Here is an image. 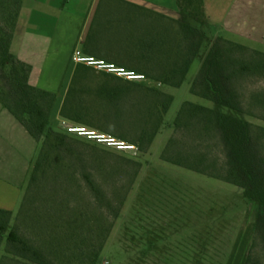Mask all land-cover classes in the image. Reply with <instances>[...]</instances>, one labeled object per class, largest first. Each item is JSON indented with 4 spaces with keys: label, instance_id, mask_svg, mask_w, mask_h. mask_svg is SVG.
I'll list each match as a JSON object with an SVG mask.
<instances>
[{
    "label": "trees",
    "instance_id": "1",
    "mask_svg": "<svg viewBox=\"0 0 264 264\" xmlns=\"http://www.w3.org/2000/svg\"><path fill=\"white\" fill-rule=\"evenodd\" d=\"M125 1L131 9L139 6L130 0ZM0 3L3 6L5 3L7 9L3 12V23H0V101L35 139L43 140L14 219L24 224L29 215L28 222L31 223L28 224L32 225L34 238L20 234L16 227L9 229L14 212L5 208H0V234L7 231L8 249L14 246L19 254L38 264H98L130 188L117 195L93 177L91 172H86L84 176L90 190L87 209L75 206L65 214L59 205H55L50 215L40 211L28 214L32 190L39 181L52 175L58 179H72L70 165L59 148L69 142L75 144L78 138H64L68 134L53 127L52 115L57 94L32 84L29 80L31 65L11 51L22 0H0ZM178 4L177 17L145 7L144 29L140 26L138 31L136 24H132L123 37L126 53L123 50L117 56L130 59L132 63L129 67L145 74V79H124L77 63L59 113L71 122L110 133L146 151L161 131L174 98L160 85L180 86L206 43L208 51L191 82V92L213 104L204 105L191 100L181 103L162 157L241 186L246 198L261 203L254 235L263 231L264 239V156L255 147L250 122L243 115V111L249 114L253 112L242 107L240 94L235 87V77L239 72L264 73V51L224 36H218L211 45L209 35L202 27L207 22L203 1L178 0ZM102 18L95 17L97 26ZM107 33L118 37L120 31L93 30L94 39L105 40V43ZM101 46L103 56L110 55L112 58L115 51L112 52L110 43ZM252 100L263 107L264 118V90L252 95ZM182 127L193 128L202 139L217 136L223 144L224 166L219 164L218 158L211 159L206 153L195 154L183 148V139L176 138V132ZM179 143L181 145L177 148ZM10 260L4 254L0 264H11ZM244 264H252L251 250Z\"/></svg>",
    "mask_w": 264,
    "mask_h": 264
},
{
    "label": "rangeland",
    "instance_id": "2",
    "mask_svg": "<svg viewBox=\"0 0 264 264\" xmlns=\"http://www.w3.org/2000/svg\"><path fill=\"white\" fill-rule=\"evenodd\" d=\"M209 5V13L216 20L217 5L213 4V0H210ZM4 6L0 5V23H3V12L7 10ZM190 21L198 24L195 20ZM207 22L209 29L206 31L212 45L221 35H218L217 26L213 29L210 27L215 24L208 16ZM204 25L205 23L202 27ZM242 41L250 44L249 40ZM204 45L201 55L195 58L180 86L161 85L174 98L161 131L146 151L138 148L123 150L92 138L67 133L65 125L71 121L57 111L64 99L65 86L56 91L53 127L68 134L64 138H80L79 141L74 139L75 144L69 142L59 148L66 157V163L70 165L69 170L73 177L58 179L52 175L39 181L32 190L28 214L40 211L50 215L55 205H59L65 214L75 206L87 209L90 204V190L84 174L91 172L93 177L117 195L130 188L98 264H244L250 250L252 264H264L263 231L254 235L261 203L246 198L239 185L175 164L162 157V150L173 132V121L181 103L191 100L204 105L213 104L212 101L191 92V82L208 51L207 44ZM74 65L76 63L71 64L70 70L74 69ZM235 87L240 94L242 107L253 112L249 114L243 111V115L250 122L255 147L264 156L263 107L252 100V95L263 93L264 73L239 72L235 77ZM176 138L183 139V148L190 149L195 154L206 153L211 159L218 158L219 164L224 166L223 144L217 136H206L202 139L198 131L182 127L176 132ZM179 145L181 144L177 148ZM42 146L43 140L40 141V149ZM210 163L211 160L208 164ZM32 167L33 165L18 207L13 211V218L9 223V229L16 227L20 234L29 239L34 238L32 225L28 224L31 223L28 222L29 215L26 216L24 224L21 221L15 222L14 219ZM6 232L0 234V259L6 254L11 259V264H38L19 254L14 246L9 247L10 251L6 246Z\"/></svg>",
    "mask_w": 264,
    "mask_h": 264
},
{
    "label": "crops",
    "instance_id": "3",
    "mask_svg": "<svg viewBox=\"0 0 264 264\" xmlns=\"http://www.w3.org/2000/svg\"><path fill=\"white\" fill-rule=\"evenodd\" d=\"M130 1L139 6L131 9L125 0H23L11 51L31 65L29 80L32 84L55 93L65 86V95L73 74L70 68L75 64L72 59L75 49L129 67L132 61L117 55L124 50L123 37L132 24H136L138 31L140 26L144 29L145 7L170 17L178 16V0ZM202 1L208 19L215 24L210 27L217 26L218 35L264 51V0H213L217 5L216 20L209 13L210 0ZM96 16L103 17L98 26L94 21ZM206 24L208 22L203 26L205 31L209 29ZM97 29L120 33L118 37L107 33L105 43V40L94 39L93 30ZM242 40H249L250 44ZM104 43H110L112 52L115 51L112 58L103 56L101 45ZM40 141L0 101V208L17 209L29 170L38 156Z\"/></svg>",
    "mask_w": 264,
    "mask_h": 264
},
{
    "label": "built area",
    "instance_id": "4",
    "mask_svg": "<svg viewBox=\"0 0 264 264\" xmlns=\"http://www.w3.org/2000/svg\"><path fill=\"white\" fill-rule=\"evenodd\" d=\"M72 59L76 64L83 63L85 65L94 67L97 70L113 73L126 79H145V74L141 72L129 69L123 65L117 64L116 62L107 60L103 57H99L93 54H86L81 49H75ZM65 128L67 132L75 133L87 138H92L96 141L107 143L119 149L129 150L136 148V145L133 143L124 141L110 133L91 128L86 125L70 122L65 125Z\"/></svg>",
    "mask_w": 264,
    "mask_h": 264
}]
</instances>
